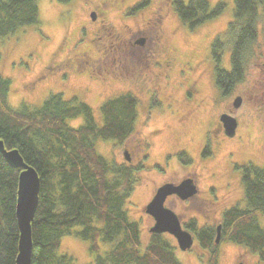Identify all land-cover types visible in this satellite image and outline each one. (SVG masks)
<instances>
[{
    "label": "rangeland",
    "instance_id": "374dc122",
    "mask_svg": "<svg viewBox=\"0 0 264 264\" xmlns=\"http://www.w3.org/2000/svg\"><path fill=\"white\" fill-rule=\"evenodd\" d=\"M89 1L94 6L99 0H38L39 27L26 28L0 42V75L10 82L8 104L38 108L49 94L60 93L65 100L76 97L86 103L100 123L99 108L104 101L130 94L137 102L133 135L123 144L99 141L95 149L106 159L137 170L126 208L130 219L139 225L141 247L148 242L154 225L145 207L165 181L191 180L185 177L195 181L191 180L196 195L190 201L177 198L166 204L183 229L191 221L197 228L216 229L225 210L243 203L241 171L235 167L252 164L264 168V25L258 27L257 57L247 64L245 85H236L229 96L222 97L215 87L208 54L213 39L225 32L229 13L191 33L161 0H153L143 11L130 7L136 0H116L117 7L108 10L106 28L112 27L111 35L127 42L131 33L146 29L152 12L162 7L166 38L160 49L163 57L154 56L148 47L136 46L133 51L127 48V59L111 63L108 41L113 39L100 38L96 31L99 40L85 41L93 35L80 28L86 21L85 12L92 7ZM217 1L209 0L211 7ZM224 1L231 5V0ZM100 45L105 46V52ZM100 53L105 54L103 60ZM220 66L227 70L228 55L224 54ZM258 80H263L261 88L243 93ZM236 98L241 102L234 108ZM222 115L235 119L233 137H222L217 130ZM81 123V118L69 121L72 127ZM206 148L209 153L202 157ZM257 221L264 228V214L257 215ZM164 236L176 247L181 264H208L210 252L201 249L194 236L192 247L185 252L178 249L172 236ZM106 249L102 245L100 253ZM215 250L217 264H264L225 240L219 239ZM59 253L71 257L72 264H94L88 243L72 235L61 238Z\"/></svg>",
    "mask_w": 264,
    "mask_h": 264
},
{
    "label": "trees",
    "instance_id": "16d2710c",
    "mask_svg": "<svg viewBox=\"0 0 264 264\" xmlns=\"http://www.w3.org/2000/svg\"><path fill=\"white\" fill-rule=\"evenodd\" d=\"M170 6L191 33L230 14L225 34L213 39L208 54L215 87L222 97L229 96L243 82L247 64L257 57L264 0H231V5L219 0L213 7L209 0H171ZM39 25L38 0H0V42ZM224 54L227 70L220 66ZM9 87V80L0 75V140L6 149H16L40 178L30 264H72L71 257L59 253L61 238L69 235L88 243L94 264H181L176 247L164 235L151 234L141 247L139 225L126 208L137 170L116 164L95 149L99 141L123 144L133 135L136 99L123 94L104 101L97 123L86 103L76 97L65 100L60 93L49 94L38 108H13L7 101ZM78 118L79 126L69 125ZM235 169L241 171L243 203L222 213L220 240L264 262V228L257 221V215L264 214V168L248 164ZM17 176L0 156V264H14L17 255ZM184 229L210 252L207 263L217 264L216 229L197 228L195 221ZM102 245L107 249L100 253Z\"/></svg>",
    "mask_w": 264,
    "mask_h": 264
},
{
    "label": "water",
    "instance_id": "95a60500",
    "mask_svg": "<svg viewBox=\"0 0 264 264\" xmlns=\"http://www.w3.org/2000/svg\"><path fill=\"white\" fill-rule=\"evenodd\" d=\"M241 100L236 98L233 107H239ZM220 123L226 137H233L236 129L234 118L222 115ZM0 156L12 170L18 172L16 198H15V219L18 229L17 255L14 264H30L32 256V233L34 215L38 205L40 191V178L36 171L27 165L16 149H6L0 140ZM125 161L129 162L127 153H124ZM196 194V187L191 180H185L178 185L165 184L160 187L152 200L146 205L145 213L153 218L154 225L150 229L152 234H168L172 236L180 251L185 252L193 245L192 235L184 230L175 214L164 207L168 196L175 195L181 200H186ZM220 226L216 228L215 244L220 239Z\"/></svg>",
    "mask_w": 264,
    "mask_h": 264
},
{
    "label": "flooded vegetation",
    "instance_id": "af4514ba",
    "mask_svg": "<svg viewBox=\"0 0 264 264\" xmlns=\"http://www.w3.org/2000/svg\"><path fill=\"white\" fill-rule=\"evenodd\" d=\"M120 2L124 1V0H118ZM153 0H136L135 3L132 4V6H130L133 10L135 11H143L144 9H147L150 7V3ZM90 5H92V7L87 10L85 12L84 17H86V21L84 23H82L80 26V28H83L82 30H84L85 34H87L88 32H90V35L92 34V36H89L87 38V40L90 42L91 39L93 38V40H99L102 36L104 37H108V38H112L113 41H108V49L109 52H111L112 54V58L111 59V63H115L117 62H121L122 60H124L125 58L127 59L128 57L125 56V51L127 50V48L129 47L130 51H133L134 48L136 46H140V47H148V50L151 51V53L155 56H161L163 57L164 55L162 53H160V49L163 48V43H164V39L166 38V33L164 32V28L162 25V19H163V15L160 14V12L162 11V7H157V9L159 10L158 12H152V19H148V24H147V28L146 29H141L139 28L138 32L135 33H131L128 37V41L124 42L119 36H113L111 35V28L107 29V24L109 21V8L113 7L116 8V0H99L98 3L96 5L93 6L92 2H90ZM171 0L169 1V4L166 3V0H161V4L164 5V7L168 8L170 6ZM129 8V9H131ZM127 25V24H126ZM96 31L98 34H100V38L95 37L96 36ZM80 32V31H79ZM81 34V32H80ZM136 35V36H135ZM126 39V37H125ZM84 41V42H85ZM83 42V41H80ZM114 43V45H113ZM103 47L104 49V45H100ZM106 50L104 49L102 52H105ZM114 53V54H113ZM123 53V54H122ZM132 53V52H130ZM129 54V53H128ZM102 58L101 60H103V57L105 58V54L104 53H100L99 54ZM100 59V58H99ZM246 82L241 83V85H245ZM263 85V80H258V82L256 81L255 84L250 85L248 89L245 90V92H243L244 94L246 92H250V91H257L259 88H261ZM264 94V93H263ZM220 130V135L223 137L224 135V131L222 126L220 125V127L217 129ZM226 137V136H225ZM184 179H191L193 180V183L195 184L194 179H192L191 177H185ZM180 182L177 183H173L171 181H165L162 184H160V186L164 185V184H172V185H178ZM159 186V187H160ZM158 187V188H159ZM156 188V190L158 189ZM156 190L152 193V195L150 196L148 203L152 200V198L154 197V195L156 194ZM196 195V194H195ZM177 196L175 195H171L168 196L164 202V207H166L167 202H170L172 199H176L177 200ZM192 198L187 199L188 201H190ZM149 218L153 221V218L151 216H149ZM239 264V263H237Z\"/></svg>",
    "mask_w": 264,
    "mask_h": 264
}]
</instances>
